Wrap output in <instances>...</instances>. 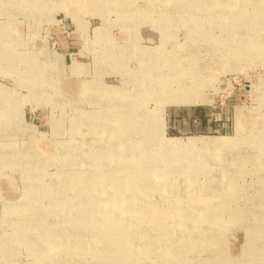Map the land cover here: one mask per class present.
I'll return each mask as SVG.
<instances>
[{"label":"rangeland","instance_id":"1","mask_svg":"<svg viewBox=\"0 0 264 264\" xmlns=\"http://www.w3.org/2000/svg\"><path fill=\"white\" fill-rule=\"evenodd\" d=\"M0 26V264H65L58 223L88 197L81 224L138 225L103 260L77 242L71 264H264V0H0ZM150 120L193 145L142 139ZM88 173L110 177L77 194Z\"/></svg>","mask_w":264,"mask_h":264},{"label":"bare ground","instance_id":"2","mask_svg":"<svg viewBox=\"0 0 264 264\" xmlns=\"http://www.w3.org/2000/svg\"><path fill=\"white\" fill-rule=\"evenodd\" d=\"M0 27H2V26H0ZM3 27H5V26H3ZM251 38H257V36L253 35V36H251ZM261 41H264V40L260 39V40H256L255 42L259 43ZM250 49L251 50H257V48H255V43L254 42H252V46H251ZM181 81H182L181 83L180 82H177V83H178V85L182 84L183 91L178 96L177 100L184 101V100L191 99L192 97L189 96L190 95V90L193 88V86H195L196 83L192 82L190 80L189 81L188 80L185 81V79H183ZM168 84H170V81L168 82ZM142 123L145 124V125L148 124L147 128L138 130L140 134H143L142 139H145V140L148 139L150 141L153 140V139H158L159 142L162 145L161 147L167 149L170 152L173 151V150H176V152L179 153L181 148H182V146L184 145V142H185V145L187 147L193 145L190 140L182 141V140L179 139L177 142H173L172 139H165V138L161 137V133H160V131L158 129L157 130H155V129L152 130V128L150 127L151 123H152L151 120L149 122H142L141 121L138 124H142ZM148 135H150V136L149 137H145V136H148ZM203 143H204V144H202L203 147H217V146L224 147L226 145V142L224 140L220 139L218 141H216V140L213 141L211 137L210 138H203ZM121 144H122V140H120V144L118 146L119 148H120ZM171 144H175L176 146H171ZM117 150H119V149H117ZM154 156H156V155L154 154ZM94 164H96V163H94ZM95 174L94 173H92V174L88 173L87 174V179L86 180L90 183V185H86L84 187H82V186L78 187L77 194L81 193L82 191H86V190H88L87 192H89L91 190L99 189L102 180L104 178H109L110 177V175L109 174L107 175L106 173H104V174H96V175ZM125 179L128 180V178H125ZM63 181H64V177H62V175H60V181L57 182V185H55V189L53 191L54 194L58 190H61V189H68V188L71 189V186H69V184H64V183L62 184ZM94 182H95V185H93ZM120 183L121 184H117L116 185V186H118L119 189L130 185V184H126V183H128L126 180L122 181ZM140 191L142 192V194L147 192V191H145V189H142ZM52 194H51V196H52ZM83 197H85V196H83ZM120 201L121 200H119L117 203L119 204ZM95 202L96 201H94V200L90 201L89 197H88V199H86L84 201L82 200V198L81 199L79 198V200H77V202H74V203H76L75 205L78 206V209L75 212L76 214L72 215V216L71 215L64 216L63 219H62V222H64V226H59V223H58V228L60 227V229L58 230V233H57L58 236H57L56 243L59 244L62 247L64 253L66 254V255L64 254L65 255L64 257L67 260L65 264L73 263L72 260L74 259V257L80 253L79 251L76 250V247H75L77 245V242L80 243V244H85L86 245V241H89L90 244H93L92 245L93 247L94 246L95 247L98 246L99 249L100 248L102 249V251H100V252L97 251L95 253V255L93 257L94 261L103 260V259H101L102 256H106L107 258H109V256L112 255L111 253L108 254L109 252H113V251L114 252H119L121 248H122V250H125L126 247L130 246V245L127 246L126 244L129 243V238L130 237H132V238L134 237V235H133L134 234V228L138 225V224H136L137 221L131 222L130 220H128L126 223H125V221H123L124 222L123 223V222H121V220H117V217L108 216L107 214L109 213V211L105 212L104 210H102V211H99V212L103 216L94 218V221H96V223H97V222H101V221L104 220V223H105V227L104 228H102V229L96 228V225L93 224V216L89 218L88 223H86L84 225L80 223L79 219H80V216L82 214H92L94 207L97 205ZM143 202H144L143 205H145L146 201H143ZM118 204H117V206H120V204L119 205ZM68 205H73V204H68ZM142 211H143V209H141V205H139L137 207V209L134 211V213L136 215V214L142 213ZM163 211H164V213L166 212V210H164V209H163ZM125 212L126 211H123V213H125ZM149 212L152 213V214L154 212H155V214H159V213L161 214L162 210H159V209L153 207L152 209L150 208ZM4 215H5V212L3 213V216ZM104 215H105V217H104ZM99 220H101V221H99ZM137 220H140V218L137 219ZM140 222H142V221H140ZM33 225L35 226V228L38 231L45 229V230L53 232V230H54V226L52 224L50 226H47V224L45 223L44 220H41L40 222H37V225L36 224H33ZM20 227H22L21 229L24 228L23 226H20ZM157 227L160 228L162 230V232L165 231V229L163 230V228H161L159 225ZM24 229H25L24 231H26V228H24ZM37 230H35V231H37ZM84 231H88V239H86V240L79 238V235L84 234ZM145 231H147V230H145ZM145 231H143V232H145ZM21 232H23V231H21ZM142 234H141V236H143ZM147 238L142 239V240L139 239L138 240L139 243L135 244V246L133 247L134 251H136L137 249H142V247H143V249L141 251V254L144 257L147 256L150 253L149 251H152V250H154L156 248L157 241H158L157 238L153 237L151 234H149ZM167 245L168 246H172L173 242L170 243V244L168 243ZM140 246H142V247H140ZM160 250H161L162 254H166V252H167L166 251V246L165 247H161ZM35 253H36L35 254V258L37 260H41L42 257L39 255L40 251L38 250V253L37 252H35ZM167 253H170V252H167ZM174 256H175L174 253H171L168 256V259L169 260L174 259ZM138 261L139 260H137V262ZM2 264H4V263H2ZM104 264H106V263H104ZM138 264H140V261H139Z\"/></svg>","mask_w":264,"mask_h":264}]
</instances>
